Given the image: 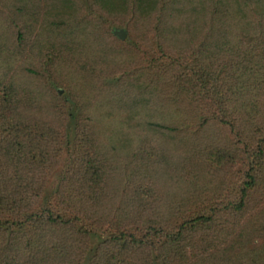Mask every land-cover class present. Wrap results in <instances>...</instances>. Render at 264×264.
Wrapping results in <instances>:
<instances>
[{"label":"trees","instance_id":"trees-1","mask_svg":"<svg viewBox=\"0 0 264 264\" xmlns=\"http://www.w3.org/2000/svg\"><path fill=\"white\" fill-rule=\"evenodd\" d=\"M35 23L0 46V264H264V0Z\"/></svg>","mask_w":264,"mask_h":264},{"label":"rangeland","instance_id":"rangeland-1","mask_svg":"<svg viewBox=\"0 0 264 264\" xmlns=\"http://www.w3.org/2000/svg\"><path fill=\"white\" fill-rule=\"evenodd\" d=\"M37 21L33 31H39L40 25V0H0V46L9 47L12 45V28L10 21L20 22L21 27L29 26ZM40 33V32H39ZM28 52L16 58H10L3 62L2 67L8 66L9 74L14 80H21L24 77L20 71L29 62ZM5 63V64H4ZM11 69V70H10ZM20 71V72H19ZM22 81V80H21ZM125 130V128L123 129Z\"/></svg>","mask_w":264,"mask_h":264},{"label":"water","instance_id":"water-1","mask_svg":"<svg viewBox=\"0 0 264 264\" xmlns=\"http://www.w3.org/2000/svg\"><path fill=\"white\" fill-rule=\"evenodd\" d=\"M113 35L116 36L120 40H124L126 36L125 31L122 29L114 30Z\"/></svg>","mask_w":264,"mask_h":264}]
</instances>
